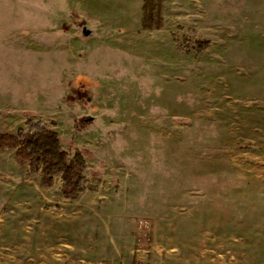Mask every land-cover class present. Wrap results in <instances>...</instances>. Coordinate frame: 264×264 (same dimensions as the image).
<instances>
[{
	"label": "rangeland",
	"instance_id": "obj_1",
	"mask_svg": "<svg viewBox=\"0 0 264 264\" xmlns=\"http://www.w3.org/2000/svg\"><path fill=\"white\" fill-rule=\"evenodd\" d=\"M144 3L0 0V135L84 163L0 148V264H264V0Z\"/></svg>",
	"mask_w": 264,
	"mask_h": 264
},
{
	"label": "trees",
	"instance_id": "obj_2",
	"mask_svg": "<svg viewBox=\"0 0 264 264\" xmlns=\"http://www.w3.org/2000/svg\"><path fill=\"white\" fill-rule=\"evenodd\" d=\"M153 1L145 0L143 7L145 14ZM159 26H161L160 23ZM29 126L33 134L24 139L22 138L23 130H19L16 136L0 135V148L7 146L16 148L21 163L25 161L31 164L42 163L45 183H50V175L61 172L65 179V195L76 197L80 191L77 178L84 171L82 157L78 154L69 161L67 152L60 145L57 132L46 129L41 122H30Z\"/></svg>",
	"mask_w": 264,
	"mask_h": 264
},
{
	"label": "crops",
	"instance_id": "obj_3",
	"mask_svg": "<svg viewBox=\"0 0 264 264\" xmlns=\"http://www.w3.org/2000/svg\"><path fill=\"white\" fill-rule=\"evenodd\" d=\"M49 189V188H48Z\"/></svg>",
	"mask_w": 264,
	"mask_h": 264
}]
</instances>
